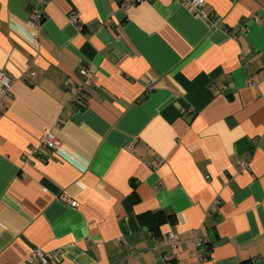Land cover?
<instances>
[{
	"label": "crops",
	"instance_id": "1",
	"mask_svg": "<svg viewBox=\"0 0 264 264\" xmlns=\"http://www.w3.org/2000/svg\"><path fill=\"white\" fill-rule=\"evenodd\" d=\"M35 1L0 0V264H264V0Z\"/></svg>",
	"mask_w": 264,
	"mask_h": 264
},
{
	"label": "built area",
	"instance_id": "2",
	"mask_svg": "<svg viewBox=\"0 0 264 264\" xmlns=\"http://www.w3.org/2000/svg\"><path fill=\"white\" fill-rule=\"evenodd\" d=\"M142 0H127L123 2V5H135L136 3L140 2ZM183 3L190 6L192 9L198 11L200 15L204 19L211 20L212 23L215 22V20L212 18V15L208 13L204 6L206 4V0H180ZM46 0H36L34 6L32 7V17L29 21L30 25L33 26L36 29L41 28L43 15L39 8L40 4L45 3ZM70 20L77 24L78 23V17L75 14L70 15ZM80 73L84 76V80L82 83H73L68 87L69 92L71 93L72 97H80L83 93V88L85 85H89L92 82V76H93V70L89 67H84L80 70ZM31 76H34L36 74L35 71L29 72ZM13 78L7 75L5 72L0 70V117L2 115V107L4 104V99L7 95L11 94V88H12ZM151 85V84H150ZM148 84V87L150 86ZM151 88V87H149ZM60 141L55 136L53 132H49L46 135H44L40 141L37 147H35L32 151L37 154L38 157H42L45 154L46 150H55L59 147ZM248 162L247 160H240L239 166L241 170H247L248 169ZM72 205H75L76 203L71 201ZM194 254L197 257L199 261L204 260L205 254H206V247L203 242V239L197 234L195 231L194 233ZM178 243L177 236L172 232H168L166 240H156L154 242V248L159 249L164 244H170L172 246H176ZM58 252H61L60 249H58ZM34 257H37L41 264H49L50 263V253L47 251H44L39 248L32 249L30 251V254L28 258L31 260ZM159 264H173L171 255L167 252H161L160 253V261Z\"/></svg>",
	"mask_w": 264,
	"mask_h": 264
},
{
	"label": "trees",
	"instance_id": "3",
	"mask_svg": "<svg viewBox=\"0 0 264 264\" xmlns=\"http://www.w3.org/2000/svg\"><path fill=\"white\" fill-rule=\"evenodd\" d=\"M163 214L164 213L161 211L146 213L144 215L146 219V224L156 231L159 228L160 224L165 221V217Z\"/></svg>",
	"mask_w": 264,
	"mask_h": 264
},
{
	"label": "water",
	"instance_id": "4",
	"mask_svg": "<svg viewBox=\"0 0 264 264\" xmlns=\"http://www.w3.org/2000/svg\"><path fill=\"white\" fill-rule=\"evenodd\" d=\"M122 264H127V261L125 260V261H123V263Z\"/></svg>",
	"mask_w": 264,
	"mask_h": 264
}]
</instances>
